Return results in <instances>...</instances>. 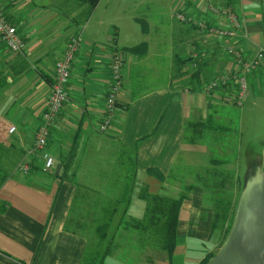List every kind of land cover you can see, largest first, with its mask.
Returning <instances> with one entry per match:
<instances>
[{"label":"crops","instance_id":"crops-1","mask_svg":"<svg viewBox=\"0 0 264 264\" xmlns=\"http://www.w3.org/2000/svg\"><path fill=\"white\" fill-rule=\"evenodd\" d=\"M212 6L240 12L245 35L240 32L234 40L216 37L175 18L177 13H184L223 25L210 12ZM0 9L25 42L24 51L14 53L0 39V69L10 74V87L1 97L0 117L16 127L14 133L0 131V145L9 165L29 166L27 174L19 170L18 177L8 180L0 190V201L7 204L0 214V264H202L216 254L222 238L212 230L217 193L199 183L206 180L201 172L211 166L209 154L214 149L225 152L234 143L225 133L200 124L211 120L224 126L235 137L233 149L237 152L241 137L237 140L240 131L236 132L229 106L237 108L235 87L211 94L202 89L219 74L238 70L227 53L229 45L247 57L264 47V0H101L89 18L85 15L87 6L79 0H0ZM77 34L82 37V46L71 66L69 100L48 141L55 168L46 172L43 155L34 148L35 132L47 109L55 65L70 38ZM143 34L151 42H139ZM152 34L157 36L152 38ZM142 43L147 45L142 55L129 51ZM114 51L125 57L119 104L127 107L117 111L112 131L101 135L98 127L112 83ZM189 73L196 76L190 78ZM151 79L163 81L137 92L139 85ZM248 86L243 107L248 102L246 114L252 112L258 117L264 110V62L249 75ZM201 128L207 132L200 134ZM109 136H115L117 146ZM75 145L79 147L78 158L94 147L101 155L103 147L136 151L137 181L153 195L177 199L186 184L193 185L181 207L172 258L130 237L117 240L112 254L104 257L92 230L87 225L78 229L71 224L77 190L74 182L113 183L125 177L80 172L77 181L62 182L54 174L59 175L63 166L59 174L56 167ZM238 161L236 157L224 168L234 174L235 184L239 179V189L249 171L263 168L264 159L254 161L243 174ZM96 162L101 167L102 161ZM121 194L114 192L110 198L117 200ZM139 194V189L131 192L128 217H143L146 202L138 198ZM132 247H136L133 252Z\"/></svg>","mask_w":264,"mask_h":264},{"label":"trees","instance_id":"trees-1","mask_svg":"<svg viewBox=\"0 0 264 264\" xmlns=\"http://www.w3.org/2000/svg\"><path fill=\"white\" fill-rule=\"evenodd\" d=\"M79 1L87 6L85 15L86 18H89L90 14L96 9L101 0ZM129 51L142 55V53L147 51V45L142 43L129 48ZM195 76L196 74L191 76L189 73L190 78ZM9 77V71L5 72L3 69H0V102L1 97L4 98V96H6L10 87V83L8 82ZM121 92L122 90L120 94ZM126 107V105H120L118 99L117 109H124ZM190 125L193 126V123H190ZM200 125L206 128L209 127L216 133H225L223 130L226 129L222 125L211 123V120L202 122ZM200 125L195 124L194 126L198 127ZM10 127L11 126L0 117V131L9 132ZM199 131L201 134L205 133L206 130L201 128ZM107 134L101 133V135ZM1 138L2 136L0 139ZM109 138L112 139L113 142L116 141L115 136H109ZM188 141L195 143V140L188 139ZM3 147V145H0V190L8 180L18 177L17 172L20 170V167L25 164L21 163L17 166L9 165L8 159H6L7 155L2 153L4 152ZM108 148H114L115 151L110 149L111 153L108 152L105 156L104 154H99L94 147L85 154L81 152L78 158L79 147L75 145L74 147H69L67 154L60 160L63 166L62 171L59 175L54 174V176L58 177L62 182L71 180L73 182L77 181V176L82 168L85 169V172L82 174L86 176H125L123 180L114 181L113 183L111 180H103L100 182L90 181V183L74 182L77 190L72 204L71 224L78 229H82L87 225V228L92 230V233L98 241V246H102L104 257L112 254V248H114L112 245H116V239L118 237H120V239H127L130 237L133 240V238L135 239L134 234H136L140 245H151L157 250L159 249L167 252L170 258H172L176 251L177 228L181 207L183 202L189 199L190 193L193 190V185L186 184L180 197L177 199L153 195L146 186L139 184L137 181L136 151L130 150L128 147ZM46 150L48 151V144ZM40 152L42 153V151ZM83 155H85L84 158ZM236 157L237 155L235 158ZM211 158V166L201 172V175L205 176L206 180H204V183L200 182L199 184L204 185L206 190H213L215 194L217 193V198L215 200L216 212L212 230L214 233L218 232L221 234L222 245L232 227L237 199L243 185L241 184V187L238 189L240 186L239 179L238 184H235L234 174L224 168V166L230 162V158ZM97 159L102 161L101 167L96 166ZM126 179H128L129 182H126ZM236 186L237 193L235 195L234 188ZM135 189L140 190L138 198L146 202V209L143 217L139 218L128 217L132 202L131 192ZM114 192L123 193L120 195L122 197L117 200L110 198ZM6 208L7 204L0 201V214H3ZM94 210L98 212L94 213ZM114 225V231H111ZM214 255L215 254H211L202 264H207Z\"/></svg>","mask_w":264,"mask_h":264},{"label":"built area","instance_id":"built-area-1","mask_svg":"<svg viewBox=\"0 0 264 264\" xmlns=\"http://www.w3.org/2000/svg\"><path fill=\"white\" fill-rule=\"evenodd\" d=\"M210 12L217 16L223 25L208 23L199 18L188 16L184 13H177L175 18L182 23L192 25L200 31L215 35L229 40H234L243 32L245 35V23L243 15L230 7L220 8L212 6ZM0 39L5 44L7 50L14 53H20L25 49V42L19 35L17 28L8 20V17L0 9ZM82 46V37L77 34L70 38L62 57L55 65V77L51 87L48 99L47 109L43 114L42 121L35 132L34 148L42 151L45 160V169L47 171L55 168L54 157L46 150L48 140L51 135V129L63 108L69 100L68 83L71 79V66L75 55ZM227 53L234 59L238 65V70L232 73H222L216 76L207 84L205 92L213 93L221 88L228 86L235 87V104L243 107L248 95V77L264 62V47H259L253 57L245 56L240 50L232 45L227 48ZM124 66L125 57L122 52L114 51L112 53V83L106 96V111L103 121L100 123L98 130L102 133L111 129L119 99L120 91L124 83ZM16 127L9 128L10 133H14ZM23 173H28L27 164L20 167Z\"/></svg>","mask_w":264,"mask_h":264},{"label":"water","instance_id":"water-1","mask_svg":"<svg viewBox=\"0 0 264 264\" xmlns=\"http://www.w3.org/2000/svg\"><path fill=\"white\" fill-rule=\"evenodd\" d=\"M242 185L232 227L208 264H264V166L249 171Z\"/></svg>","mask_w":264,"mask_h":264},{"label":"rangeland","instance_id":"rangeland-1","mask_svg":"<svg viewBox=\"0 0 264 264\" xmlns=\"http://www.w3.org/2000/svg\"><path fill=\"white\" fill-rule=\"evenodd\" d=\"M156 0H151V2H155ZM125 3H127V0H125ZM127 5V4H124ZM188 25V24H185ZM156 27H158V25H155ZM190 26V25H189ZM148 35H141L139 42H151L150 38H147ZM151 36V34H150ZM155 36H157V34H152V38H154ZM155 69H152V71ZM163 80L160 79L159 80H147L145 81L146 84L143 85H139L137 92H140L142 90H146L149 87H153L155 85H158V83H161ZM211 82V80L207 83L209 84ZM207 84L203 87V92H205V90L207 89ZM193 88H198V87H193ZM190 89V88H188ZM197 90H200L199 88ZM207 94V93H206ZM211 94V93H210ZM231 106V113H232V119L234 122H236V132L240 131V136L237 133V140L240 139V143L238 147H241L239 152H236V150H234L233 148L236 146L235 145V137L232 136L230 134L229 131L227 130H223V132H225V137L227 138H231L232 140L231 142L234 143L231 147H229V150L225 151L224 148L223 150L225 152H220L218 149H214L209 155L210 157H217V158H230L234 159L235 156L237 155V157L239 158L238 161V165L240 168V172L242 171L241 174L244 173V171L251 167L252 164L254 163V161H258V160H262L264 159V110L261 112H258V117L255 116L252 112L250 114H246L245 111H248L249 107H248V102L246 103V106L243 107H239L237 106V108H235V105H229ZM241 108V109H240ZM118 111V109H117ZM116 111V113H117ZM116 117V114H115ZM114 117V120H115ZM113 120V122H114ZM113 123L111 125V129H112ZM111 129H109L108 131H105L104 133H108L110 131H112ZM235 132V131H233ZM102 133V132H101ZM115 143V145L117 146V142H113ZM110 149L112 151H115L114 148H108V147H103V154L106 156V154L109 152L111 153ZM228 153V154H226ZM230 155V156H228ZM81 174L85 172V169L82 168L81 169ZM83 175V174H82ZM243 180V179H242ZM137 238V236L135 237V239ZM120 237H118L116 239V245H117V240H119ZM220 248V247H219ZM103 249V248H101ZM132 250V252L134 250H136V247H132L130 248Z\"/></svg>","mask_w":264,"mask_h":264}]
</instances>
